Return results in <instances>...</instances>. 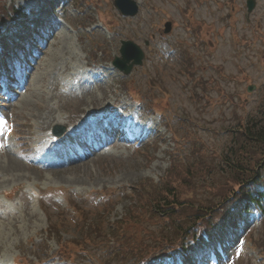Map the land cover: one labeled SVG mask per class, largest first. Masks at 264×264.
I'll list each match as a JSON object with an SVG mask.
<instances>
[{
  "label": "rangeland",
  "instance_id": "obj_1",
  "mask_svg": "<svg viewBox=\"0 0 264 264\" xmlns=\"http://www.w3.org/2000/svg\"><path fill=\"white\" fill-rule=\"evenodd\" d=\"M136 1L139 13L129 18L114 0H0V49L28 33L29 20L40 15L43 23L34 50L24 45L17 56L13 77L0 73V86L8 81L18 95L11 103L0 89V264H138L184 243L196 222L203 231L240 220L231 212L246 196L229 183L223 160L238 143L240 125L264 117V0H256L249 22L247 0ZM168 21L172 33L164 36ZM122 40L136 42L146 56L129 76L112 65ZM109 106L141 131L104 133L118 144L96 153L87 147L86 160L63 152L62 164L40 162L41 141L54 145L53 129L105 122ZM140 111L153 115L140 118ZM12 125L7 149L4 132ZM252 156L264 160L262 151ZM166 183L185 204L170 209L178 215L170 220L147 201L165 196ZM232 189L237 197L223 203ZM258 212L253 231L247 216L234 232L220 227L219 238L230 242L222 264H264L254 252L258 245L264 253ZM58 253L64 262L53 260ZM205 255L188 264H208Z\"/></svg>",
  "mask_w": 264,
  "mask_h": 264
},
{
  "label": "trees",
  "instance_id": "obj_2",
  "mask_svg": "<svg viewBox=\"0 0 264 264\" xmlns=\"http://www.w3.org/2000/svg\"><path fill=\"white\" fill-rule=\"evenodd\" d=\"M235 133L236 135L238 134L235 141L238 143L236 145L234 144L226 153V160H223V168H225L226 173L231 176V180H228L230 181L229 183L238 185L240 188L239 191L242 190V193L239 194L240 196L242 195L241 198L244 199L243 197L246 196L244 199V206L249 208L250 204H255L261 209H264V173L261 171L264 169V160L255 159L253 156L248 159V154L253 151L259 150L264 152V117L258 116V118L241 124ZM249 161H252L251 166L248 165ZM171 167L172 169L175 168L174 165ZM259 185H261V187H259ZM254 186H258L259 188L257 187V190H254ZM166 189L171 190L167 183L165 188L161 191V194L165 193L167 191ZM178 192L180 191L171 192V194L166 192L165 196H161L158 199L157 197H149L147 200L148 204L153 210H156L155 212L159 217L166 216L168 220L173 219L178 215L174 212L175 216H173L170 209H180L185 205L179 202ZM226 192L228 193L223 197V203H225L226 198L235 199L238 195L237 190L232 189L231 192ZM174 225L177 226V223ZM198 225L204 226L202 223L196 222L194 224L195 231L190 238L198 237V233L200 236L206 233V231L209 232V230L199 232ZM211 226L214 227L215 223L213 222L212 225L210 224V228H212ZM159 254V251L156 252V256Z\"/></svg>",
  "mask_w": 264,
  "mask_h": 264
},
{
  "label": "water",
  "instance_id": "obj_3",
  "mask_svg": "<svg viewBox=\"0 0 264 264\" xmlns=\"http://www.w3.org/2000/svg\"><path fill=\"white\" fill-rule=\"evenodd\" d=\"M115 5L126 16H135L139 10L135 0H115ZM254 7V0H248V13ZM169 30L168 27L166 32H169ZM120 52L122 56L115 58L113 64L125 75H129L135 65H142L145 59V54L142 49L132 41H122Z\"/></svg>",
  "mask_w": 264,
  "mask_h": 264
},
{
  "label": "bare ground",
  "instance_id": "obj_4",
  "mask_svg": "<svg viewBox=\"0 0 264 264\" xmlns=\"http://www.w3.org/2000/svg\"><path fill=\"white\" fill-rule=\"evenodd\" d=\"M42 16H37V17H35V19H32V20H29L30 21V23H31V32H30V35L33 33V31H36V33H34V34H37V33H39V32H43V29H41L40 28V26L43 24L42 23ZM14 34V33H13ZM30 35L29 34H27L26 32L24 33V38L25 39H27V40H29L31 37H30ZM37 39V38H36ZM23 42H25L24 40H23ZM49 42V41H48ZM40 43V42H39ZM50 43V42H49ZM41 45V44H40ZM33 67V66H32ZM36 67V66H35ZM8 69H10V68H8ZM33 69V68H32ZM36 70V69H35ZM30 71V70H29ZM32 74V73H31ZM31 76V75H30ZM86 82V81H85ZM98 86V85H97ZM91 90V89H90ZM19 93V92H18ZM36 94V93H35ZM14 96H16V95H14ZM18 96V95H17ZM14 98V97H13ZM18 98V97H17ZM15 99V98H14ZM112 111L113 110H111V113H112ZM111 113H109V117L108 118H106V120H105V122H111V121H113V120H115V119H117L116 118V116H112V114ZM112 129V128H111ZM68 133L69 132H67V134L64 136V138L65 139H68L69 138V136H67L68 135ZM78 133V132H77ZM79 136H81V134H79ZM112 141L111 140H106L105 142H104V144H109V143H111ZM61 149H72V150H75V151H77V152H81L80 151V149L78 148V146H77V143L75 142V141H71L70 143H69V145L68 146H61L60 147ZM59 148V149H60ZM95 148H96V150H98L99 148H100V146H98V145H95ZM51 149H53V147H51ZM88 156H90V155H87L86 157H88ZM77 161V160H76ZM12 162V161H11ZM13 163V162H12ZM12 168L11 169H15V167L13 166V165H10ZM20 167V166H19ZM26 213H28V212H26ZM16 226V225H15Z\"/></svg>",
  "mask_w": 264,
  "mask_h": 264
}]
</instances>
